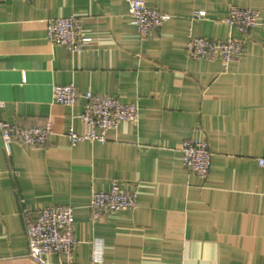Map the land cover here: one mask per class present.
<instances>
[{"label":"crops","instance_id":"obj_1","mask_svg":"<svg viewBox=\"0 0 264 264\" xmlns=\"http://www.w3.org/2000/svg\"><path fill=\"white\" fill-rule=\"evenodd\" d=\"M146 1L171 15L148 37L126 0L0 2V121L53 130L44 146L15 141L9 153L0 133V264H40L27 205L74 208V253L50 264H264V0ZM232 4L260 12L241 57L191 58L190 34L244 38L223 21ZM72 15L94 38L80 51L48 35L50 19ZM69 83L74 105L54 98ZM87 91L137 103L139 123L73 145L65 132L85 131ZM188 138L209 142L207 175L185 167ZM113 185L137 189V206L95 218L93 191Z\"/></svg>","mask_w":264,"mask_h":264},{"label":"built area","instance_id":"obj_2","mask_svg":"<svg viewBox=\"0 0 264 264\" xmlns=\"http://www.w3.org/2000/svg\"><path fill=\"white\" fill-rule=\"evenodd\" d=\"M2 0H0L1 2ZM34 1V0H29ZM129 11L143 37L152 35L160 29L171 15L161 12L146 0H126ZM205 15L204 10H196L195 17ZM260 12L251 7L232 4L223 21L238 29L243 39L231 36L218 40L200 35H189L186 44L187 54L193 59H221L225 65L241 57L245 51V38L259 24ZM48 35L56 44L65 45L68 49L80 51L93 43L94 38L87 35L82 20L74 15L56 17L48 21ZM54 98L64 105H74L81 96L73 83L55 84ZM87 102L80 114L86 129L79 132L70 128L65 132L73 145L84 140H107V133L116 129L124 121L138 124L140 107L134 102H123L112 94L85 93ZM3 104L0 101V106ZM0 133L4 147L9 153L12 144L19 141L30 146H44L53 133L51 123L46 125H20L0 121ZM183 163L194 174L207 175L212 163V150L206 139L188 138L181 145ZM264 166V157L258 159ZM137 189H119L113 185L108 190H94L91 197L92 212L95 218L137 206ZM26 231L29 241V255L37 263L50 264L47 255L57 254L70 259L78 239L74 231V208L70 205H50L40 208L24 206Z\"/></svg>","mask_w":264,"mask_h":264}]
</instances>
